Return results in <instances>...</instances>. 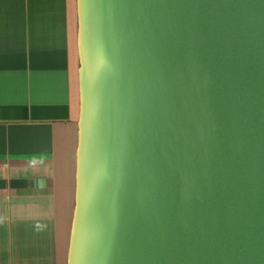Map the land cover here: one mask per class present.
Returning a JSON list of instances; mask_svg holds the SVG:
<instances>
[{
  "label": "water",
  "instance_id": "95a60500",
  "mask_svg": "<svg viewBox=\"0 0 264 264\" xmlns=\"http://www.w3.org/2000/svg\"><path fill=\"white\" fill-rule=\"evenodd\" d=\"M67 264H264V0H76Z\"/></svg>",
  "mask_w": 264,
  "mask_h": 264
},
{
  "label": "crops",
  "instance_id": "0c3cea01",
  "mask_svg": "<svg viewBox=\"0 0 264 264\" xmlns=\"http://www.w3.org/2000/svg\"><path fill=\"white\" fill-rule=\"evenodd\" d=\"M78 66L76 0H0V264H67Z\"/></svg>",
  "mask_w": 264,
  "mask_h": 264
}]
</instances>
